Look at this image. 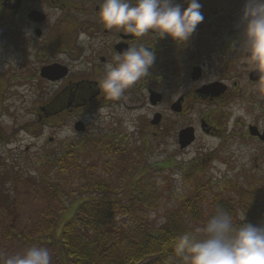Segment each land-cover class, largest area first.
<instances>
[{"label":"flooded vegetation","instance_id":"1","mask_svg":"<svg viewBox=\"0 0 264 264\" xmlns=\"http://www.w3.org/2000/svg\"><path fill=\"white\" fill-rule=\"evenodd\" d=\"M102 2L0 0V62L16 70L9 73L17 80L37 78L55 85L53 97L38 109L33 125L40 128L50 120L65 122L75 113L121 109L143 113L140 120L156 130L159 139L163 112L169 110L179 126L175 136L178 152H188L199 135L205 140L191 162L224 160L227 147L241 145L244 139L264 145L260 140L264 116L246 125L236 116L237 107L244 103V79L249 85L264 81V75L249 65L240 50L243 27L237 24L244 0H199L204 19L182 44L151 32L135 37L106 28L98 17ZM176 2L187 7L186 0ZM140 45L155 54L148 75L126 90L124 98L108 99L99 88L105 65L113 63L117 52ZM253 73L259 75L258 80H251ZM248 99L246 108L252 110ZM148 109L153 110L150 121ZM155 115L158 123L152 125ZM78 122L83 125L76 121L73 126ZM250 127L256 128L255 136ZM188 130L190 143L189 135L185 137Z\"/></svg>","mask_w":264,"mask_h":264},{"label":"rangeland","instance_id":"2","mask_svg":"<svg viewBox=\"0 0 264 264\" xmlns=\"http://www.w3.org/2000/svg\"><path fill=\"white\" fill-rule=\"evenodd\" d=\"M7 66L0 62V250L8 254L23 252L32 246L46 247L52 253L53 264H59L54 249L44 241L33 243L34 235L46 231V223L57 217L60 223L71 218L80 202L99 198L84 193V181L73 182L66 173L61 176V183H65L64 194L57 199L48 195L45 187L44 192H37L43 159L58 156L67 146L79 152L78 160L83 169L96 165L94 176L107 182L109 178L101 171L106 152L102 146H93L94 140L131 152L137 162L133 178L150 174L161 194L160 206L148 217L155 227H159L166 214L177 209L199 184L206 185L204 194L207 201H211L221 192L233 196L234 190L264 183V145L244 139L241 145L233 143L227 147L224 160L191 162L205 140L199 135L197 144L188 152H178L175 136L179 126L169 110L163 112L165 121L159 128V139L156 130L140 120L143 113L121 109L75 113L68 115L65 122L50 120L39 128L33 125L38 109L53 97L55 85L37 78L17 80L9 73L16 70ZM243 90L244 103L237 107L236 116L244 125L258 123L256 120L264 116V81L249 85L244 79ZM248 98L252 110L246 108ZM152 112L148 109L147 121L152 119ZM76 121L83 122L84 132L74 131ZM198 124L197 120L195 125ZM259 124L263 125V121ZM115 191L118 194H109V200L120 197L121 192ZM7 199L11 200L8 205V208L13 206L11 210L5 209ZM204 208L207 210V204ZM257 226H264V220Z\"/></svg>","mask_w":264,"mask_h":264},{"label":"trees","instance_id":"3","mask_svg":"<svg viewBox=\"0 0 264 264\" xmlns=\"http://www.w3.org/2000/svg\"><path fill=\"white\" fill-rule=\"evenodd\" d=\"M94 141L93 146H102L106 152L101 171L110 182L94 176L96 165L83 169L79 152L70 146L56 157L44 158L40 168L38 193L45 187L48 195L57 199L64 194L61 176L66 173L73 182L84 181V193L99 197L80 202L71 218L60 223L57 217L46 223V231L34 235L33 243L44 241L54 249L59 264H167L174 238L202 226L218 207L237 219L245 215L238 224L257 225L264 220V183L234 190L233 196L221 192L211 201L204 194L206 185L199 184L155 227L148 218L161 203L155 179L148 173L134 179L137 162L131 152ZM115 190L121 192L120 197L109 200V194H118ZM10 202L6 200V210L13 207L8 208Z\"/></svg>","mask_w":264,"mask_h":264},{"label":"clouds","instance_id":"4","mask_svg":"<svg viewBox=\"0 0 264 264\" xmlns=\"http://www.w3.org/2000/svg\"><path fill=\"white\" fill-rule=\"evenodd\" d=\"M103 0L98 17L108 29L142 37L151 32L178 44L189 41L204 16L199 0ZM243 27L241 51L249 65L264 75V0H244L237 28ZM155 62L154 52L143 45L127 47L105 65L99 82L110 100L124 98L126 90L146 77ZM231 212L218 207L202 226L185 230L172 242L167 264H264V226L238 224ZM0 264H53L51 251L32 246L8 254L0 250Z\"/></svg>","mask_w":264,"mask_h":264},{"label":"water","instance_id":"5","mask_svg":"<svg viewBox=\"0 0 264 264\" xmlns=\"http://www.w3.org/2000/svg\"><path fill=\"white\" fill-rule=\"evenodd\" d=\"M258 78H259V75H257L256 73L251 74V80H258ZM157 123H158V116L155 115V116L153 117V120L151 121V124H152V125H157ZM73 129H74L76 132H82V131L84 130V129H83V125H82V123H80V122L76 123V124L73 126ZM188 131H189V133H187L186 135H185V132H184V134H183V135H185L186 139L190 137L191 130H188ZM249 131H250L251 136H255V135H256V134H255V131H256V128H255V127H250V128H249ZM188 135H189V137H188ZM192 140H193L192 137H190V139H188L187 142L190 143ZM260 140H261L262 142L264 141V133L262 134V136H260ZM51 141H52V139H49V142H51Z\"/></svg>","mask_w":264,"mask_h":264}]
</instances>
